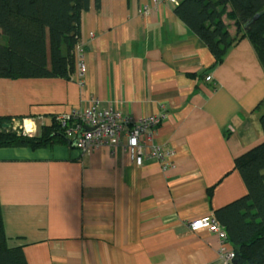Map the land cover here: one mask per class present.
<instances>
[{"label":"crops","instance_id":"obj_1","mask_svg":"<svg viewBox=\"0 0 264 264\" xmlns=\"http://www.w3.org/2000/svg\"><path fill=\"white\" fill-rule=\"evenodd\" d=\"M180 2L91 0L83 76L0 77V117L37 131L93 98L137 118L163 112L153 142L173 161L138 165L122 146L0 147L7 244L28 264H225L217 235L189 221L248 192L235 159L264 141V67L247 37L216 64Z\"/></svg>","mask_w":264,"mask_h":264},{"label":"trees","instance_id":"obj_2","mask_svg":"<svg viewBox=\"0 0 264 264\" xmlns=\"http://www.w3.org/2000/svg\"><path fill=\"white\" fill-rule=\"evenodd\" d=\"M90 5L91 0H0V77L72 79L81 18ZM175 12L205 42L216 64L247 37L264 67V0H182ZM225 19L234 21L235 35ZM261 124L264 131V113ZM71 126L72 121L64 125L54 117L29 135L15 129L12 118L0 117V147L76 146L68 135ZM235 168L248 192L213 214L237 251L235 264H264V141L236 157ZM0 264H28L21 246L7 244L1 204Z\"/></svg>","mask_w":264,"mask_h":264},{"label":"built area","instance_id":"obj_3","mask_svg":"<svg viewBox=\"0 0 264 264\" xmlns=\"http://www.w3.org/2000/svg\"><path fill=\"white\" fill-rule=\"evenodd\" d=\"M75 54L77 71L81 77L86 71V65L83 61L84 48L80 41L75 48ZM206 80H212V76L208 75ZM164 117L165 114L159 112L137 118L111 106L101 108L100 100L93 98L88 106L75 108L70 113L57 117V120L64 125L67 121H72L68 135L73 137L81 151L122 146L128 151L131 161L138 165L143 164L148 158H154L164 169H169L173 166L169 153L153 142L155 131ZM20 128L29 135L37 133L34 121H24ZM189 226L194 231L206 229L216 234L219 253L225 264H235L237 251L230 244L227 232L214 214L194 218L189 221Z\"/></svg>","mask_w":264,"mask_h":264},{"label":"rangeland","instance_id":"obj_4","mask_svg":"<svg viewBox=\"0 0 264 264\" xmlns=\"http://www.w3.org/2000/svg\"><path fill=\"white\" fill-rule=\"evenodd\" d=\"M226 20L228 21V23H230V24L233 26V23H234L233 21L228 20V19H226ZM230 24H229V25H230ZM0 41H1V42H4V41H3V37H2L1 32H0ZM14 128L17 129V130L23 131V130L20 128V126H14Z\"/></svg>","mask_w":264,"mask_h":264}]
</instances>
